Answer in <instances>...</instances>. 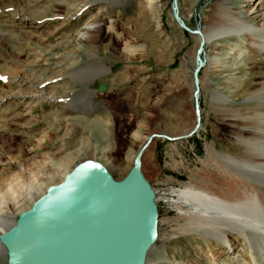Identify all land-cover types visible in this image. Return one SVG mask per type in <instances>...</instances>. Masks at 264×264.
Segmentation results:
<instances>
[{
	"label": "rangeland",
	"instance_id": "374dc122",
	"mask_svg": "<svg viewBox=\"0 0 264 264\" xmlns=\"http://www.w3.org/2000/svg\"><path fill=\"white\" fill-rule=\"evenodd\" d=\"M54 1L66 6L53 8ZM92 1L46 0L38 11L51 9L57 17L49 15L37 29L11 27L24 44L16 52L19 57L8 62L13 72L0 76V96L30 92V84L47 80L41 85L46 100H9L0 106V209H10L6 215L14 221L42 191L59 184L63 172L69 173L79 163L99 162L120 180L132 166L129 156L151 134L178 137L194 125L192 72L197 44L175 24L172 0H111L110 5L89 7ZM217 1L178 0L179 14L190 29L203 30ZM226 1L249 19L247 0ZM257 2L264 8V0ZM70 4L83 6L82 12L70 10ZM5 14L0 15L1 21L8 19ZM87 23L99 25L92 40L94 63L107 72L85 87L96 92L94 111H78L69 97L84 87L73 83L70 74L89 64V43H80L74 34ZM237 41L219 40L204 48V56L214 58L216 65L212 71L206 65L199 74V131L175 143L157 139L143 154L141 171L158 207V238L147 264L212 263L205 243L181 232L185 221L179 216L176 192L190 185L210 189V182L225 180L207 158L205 145L233 153L231 142L238 127L221 123L218 109L222 106L212 99L219 93L231 99L233 110L251 109L253 104L246 99L264 69V58L252 57L251 52L244 65H232L226 51ZM18 76L27 79L22 87L12 82ZM100 85L106 87L104 93L98 92ZM49 97L53 100L48 101ZM94 121L98 127L89 124ZM155 143L157 154L150 158L149 149ZM12 179L15 183L7 189L5 184ZM28 182L40 186L34 185V192L16 210L10 192L25 194ZM0 264H6L5 252L0 253Z\"/></svg>",
	"mask_w": 264,
	"mask_h": 264
},
{
	"label": "bare ground",
	"instance_id": "6f19581e",
	"mask_svg": "<svg viewBox=\"0 0 264 264\" xmlns=\"http://www.w3.org/2000/svg\"><path fill=\"white\" fill-rule=\"evenodd\" d=\"M45 1L0 0V15L7 13L4 16L8 18L4 21L0 20V76L13 72L14 69H12L8 62L19 57L16 52L24 44L23 37L21 38L19 35H15L11 27L13 25H19L23 28L37 29L42 26L45 20H48L49 15L52 18L58 16L51 9H45L43 12L38 11ZM110 2L111 0H93L87 5L89 7L100 3L110 5ZM176 3L180 19L189 28L179 14L178 0H176ZM245 4H248L245 12L246 17L249 18L248 20H245L244 15L237 9L227 4L226 0H218L216 8H214L213 13L210 15V24L208 26L204 27L203 30H192L189 28L192 33L188 34L191 35L197 44V49L194 54V68L197 65L195 59L196 52L201 48L200 60L202 67L200 71L204 67L206 68V65H209V69L212 71L215 68L216 61L214 58H206L204 56L205 46L229 38L238 40L236 45L230 49L228 48L229 50L226 51L232 65H244L242 62L248 57L249 52L252 53V57H259L261 60L264 58V8L260 7L257 0H247ZM70 5L68 8L75 11V13L82 12L83 6L77 4L74 6ZM60 6L64 7L66 4L64 2H55L53 4V8ZM50 10L52 14H49ZM172 18L180 28L173 14ZM98 27L99 25L97 23H87L74 34V39H77L80 43H89L86 45L88 46L87 55L89 57V64L84 65V67L70 74L73 83L84 87V89H80L69 97L70 104L78 111H94L96 92L88 90L85 87L100 75L107 72V69L103 68L102 65L94 63V41L92 40L95 37L94 31ZM157 27L160 26L158 25ZM180 29L183 30L182 28ZM183 31L185 32V30ZM16 62L18 61L16 60ZM199 74V94L197 97L200 111L199 121L194 110L193 127L187 133L178 137L186 136L190 133L194 135L201 127L199 100L201 82ZM26 80L18 76L12 82H17V85L22 87L27 82ZM46 81L40 79L36 84L34 83L35 85L29 82L31 91H27V93L19 91L0 96V106H2L3 101L8 102L9 100L18 102L38 98H44L46 100V95L41 88V85L46 83ZM253 85V93L246 99V102L252 103L253 106H251V109H247L245 106L244 108L246 109L243 108L242 112L241 110L237 111L232 109L231 99L214 92L215 96L212 101H216L215 104L217 107L218 105L222 106V108L220 107L218 109L221 116V123L226 126L233 124L238 127V134L233 137L231 142L234 148L233 153L218 152L211 144L205 145L207 158L216 167L217 172L224 176V182L217 184L212 181L210 182V189L190 185L176 192L179 216L185 221V226L182 227L181 232L183 235H190L192 240H200L203 244L205 243L206 248L212 254L211 264H264V69L258 73V77L255 79ZM51 98L49 97L48 101L53 100ZM55 99L57 100V97ZM234 111L235 113H233ZM89 124H93L94 128L98 125L96 121L90 122ZM159 136L161 134L153 138L149 146L153 144V141L162 139ZM145 142L141 144L132 156H129V159L134 160ZM147 148L141 153V162ZM67 174V172L62 173L60 177L61 182ZM15 179L5 184L7 189L15 183ZM36 182L34 184L27 183L25 194L10 192L9 196L12 199L13 208L16 210L19 208L20 210L21 205H24L25 196L28 197L34 192V185L37 186ZM46 192L44 193L42 191L41 194L45 195ZM8 211L10 212L8 208L0 209V235L7 231L15 222L6 215ZM3 252L4 249L0 244V253ZM148 261L147 257L145 264ZM153 264H157V262Z\"/></svg>",
	"mask_w": 264,
	"mask_h": 264
},
{
	"label": "water",
	"instance_id": "95a60500",
	"mask_svg": "<svg viewBox=\"0 0 264 264\" xmlns=\"http://www.w3.org/2000/svg\"><path fill=\"white\" fill-rule=\"evenodd\" d=\"M176 4L172 0L174 19L192 33L180 19ZM200 54L201 48L192 72L198 121ZM105 91L100 85L98 92ZM192 135L159 137L175 142ZM155 137L149 136L120 180L101 163L88 160L51 186L0 235L6 264H145L158 238V207L141 171V153Z\"/></svg>",
	"mask_w": 264,
	"mask_h": 264
},
{
	"label": "crops",
	"instance_id": "0c3cea01",
	"mask_svg": "<svg viewBox=\"0 0 264 264\" xmlns=\"http://www.w3.org/2000/svg\"><path fill=\"white\" fill-rule=\"evenodd\" d=\"M193 98V97H192ZM169 142V141H168ZM175 142H178V141H175ZM175 142H170V143H175ZM156 145V143L154 144V148L152 147H150V149H149V153H148V155L150 156V158L153 156V155H155V154H157V153H155L156 152V147H157V145ZM155 153V154H154Z\"/></svg>",
	"mask_w": 264,
	"mask_h": 264
},
{
	"label": "snow or ice",
	"instance_id": "6c2138e0",
	"mask_svg": "<svg viewBox=\"0 0 264 264\" xmlns=\"http://www.w3.org/2000/svg\"><path fill=\"white\" fill-rule=\"evenodd\" d=\"M0 79H3L2 77H0Z\"/></svg>",
	"mask_w": 264,
	"mask_h": 264
}]
</instances>
